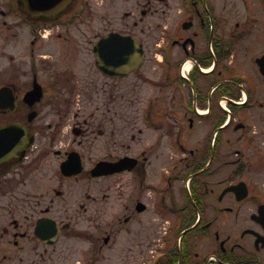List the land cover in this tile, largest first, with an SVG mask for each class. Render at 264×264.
Wrapping results in <instances>:
<instances>
[{"label":"flooded vegetation","instance_id":"flooded-vegetation-1","mask_svg":"<svg viewBox=\"0 0 264 264\" xmlns=\"http://www.w3.org/2000/svg\"><path fill=\"white\" fill-rule=\"evenodd\" d=\"M263 55L264 0H0V264H264Z\"/></svg>","mask_w":264,"mask_h":264},{"label":"water","instance_id":"water-1","mask_svg":"<svg viewBox=\"0 0 264 264\" xmlns=\"http://www.w3.org/2000/svg\"><path fill=\"white\" fill-rule=\"evenodd\" d=\"M110 41L118 42L117 49H115L116 52L110 49H107V51H105V46L108 45ZM114 54L119 55V57L115 59L116 62L120 64H125V68H124L125 71H131L132 69L137 68L144 61V51L142 49V46L135 39L131 37H120L115 34L104 36L98 43L97 55L104 57V59L97 60L98 66L101 69H104L103 64L105 62L110 61V59L107 60L106 57L107 56L111 57ZM257 64L260 73L264 76V55L257 59ZM16 127H19V125H16ZM10 130H12L10 126L0 129V138H3V136L5 135L9 137L8 141L4 142V140H0L1 146L3 144L6 145L10 144L11 146H15L16 149H19L21 145L26 143L25 136L22 133H8ZM1 159L2 158H0V161ZM80 169L81 166L78 168V171H80ZM119 170H120V164L114 165V167L112 168L108 166L98 165L94 169L93 173H95L94 175H102Z\"/></svg>","mask_w":264,"mask_h":264},{"label":"rangeland","instance_id":"rangeland-1","mask_svg":"<svg viewBox=\"0 0 264 264\" xmlns=\"http://www.w3.org/2000/svg\"><path fill=\"white\" fill-rule=\"evenodd\" d=\"M117 9H119L118 11V15H116V10L114 11V14L116 15V18H121V15L123 16V12L127 11L130 12L131 11V6L128 7H117ZM138 9H141V7H139ZM149 19H145V24L147 25V21ZM151 22V21H150ZM145 30L146 26L144 25ZM144 34H146V36H144V42H145V47H155V45H153V39L152 38H148L147 31L144 32ZM143 38V35H142ZM158 42V41H157ZM159 43V42H158ZM160 43H162V40H160ZM65 257H64V264H73V260L76 259L78 256L81 257L82 260H85V257H87L86 254V243L84 242H79L76 244V242H65ZM78 249L80 250V253L78 254ZM87 259V258H86Z\"/></svg>","mask_w":264,"mask_h":264}]
</instances>
